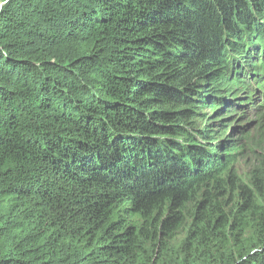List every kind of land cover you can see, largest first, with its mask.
<instances>
[{
  "label": "trees",
  "instance_id": "trees-1",
  "mask_svg": "<svg viewBox=\"0 0 264 264\" xmlns=\"http://www.w3.org/2000/svg\"><path fill=\"white\" fill-rule=\"evenodd\" d=\"M233 108L264 109V0H0V264H264V165L225 206L264 113L200 127Z\"/></svg>",
  "mask_w": 264,
  "mask_h": 264
},
{
  "label": "rangeland",
  "instance_id": "rangeland-1",
  "mask_svg": "<svg viewBox=\"0 0 264 264\" xmlns=\"http://www.w3.org/2000/svg\"><path fill=\"white\" fill-rule=\"evenodd\" d=\"M229 83V81H227ZM226 90H232V86H228L226 84ZM232 97H221L217 104V110H220L221 103H226L227 99ZM241 99L236 96L234 103H239ZM221 102V103H220ZM220 104V105H219ZM215 106V105H214ZM244 108H233L229 110H224V112L214 115V112L211 116L207 113L205 118H201V128H210V135L215 139L216 143H221V145L225 141L235 142L236 146L246 145L247 141L245 139H251L253 136H257L260 133V117L264 113V109L262 111H257L255 115L249 114L245 112ZM229 115L227 118L226 115ZM208 116V118H207ZM223 117H225V120ZM211 118V119H210ZM218 121L216 122V120ZM221 119V120H219ZM220 123V124H217ZM230 125V126H229ZM261 150L264 151V136L261 139ZM260 149V148H259ZM256 151V150H255ZM251 152H244L240 155H236L234 160L231 163V174H233L236 178V182L233 185V190L229 194L227 198L226 210H233L235 204L238 201V186L240 184H246L251 174V171L254 168H259L264 165V163H260L258 158H254ZM215 170L214 168H208L207 172H212ZM206 172V173H207Z\"/></svg>",
  "mask_w": 264,
  "mask_h": 264
},
{
  "label": "water",
  "instance_id": "water-1",
  "mask_svg": "<svg viewBox=\"0 0 264 264\" xmlns=\"http://www.w3.org/2000/svg\"><path fill=\"white\" fill-rule=\"evenodd\" d=\"M252 253L253 252H251V253H249V254H245V255H243V256H245V257H241V258H236L235 259V261L233 262V264H242L245 260H246V258H249V257H251V255H252ZM232 264V263H231Z\"/></svg>",
  "mask_w": 264,
  "mask_h": 264
}]
</instances>
